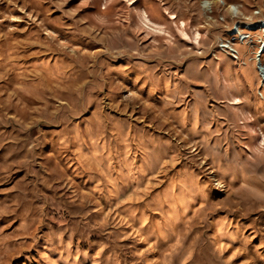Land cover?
I'll return each instance as SVG.
<instances>
[{"label":"rangeland","instance_id":"obj_1","mask_svg":"<svg viewBox=\"0 0 264 264\" xmlns=\"http://www.w3.org/2000/svg\"><path fill=\"white\" fill-rule=\"evenodd\" d=\"M203 1L0 0V264H264V0Z\"/></svg>","mask_w":264,"mask_h":264},{"label":"built area","instance_id":"obj_2","mask_svg":"<svg viewBox=\"0 0 264 264\" xmlns=\"http://www.w3.org/2000/svg\"><path fill=\"white\" fill-rule=\"evenodd\" d=\"M207 8L211 9V3ZM229 12L231 16L234 17H236L239 13L238 9L234 8L231 5H229ZM258 15L259 12L255 10L250 17ZM254 33L258 34V38L254 37ZM231 34L234 41L254 47L258 73L260 75L261 82H264V60H262V58L264 57V18L259 17L255 21L251 19L250 21H245L244 23H237L231 28ZM227 42L228 43L223 41L222 46H226V44H228L227 46L229 47L232 55L237 56V49L233 46H230L231 40Z\"/></svg>","mask_w":264,"mask_h":264},{"label":"bare ground","instance_id":"obj_3","mask_svg":"<svg viewBox=\"0 0 264 264\" xmlns=\"http://www.w3.org/2000/svg\"><path fill=\"white\" fill-rule=\"evenodd\" d=\"M217 1L221 2V0H211V1L205 0V1H203V4H204L203 6L204 7H208L210 5V3H215ZM233 7L236 8V6H233ZM140 16L145 21H147V23H149L151 25H155V23L148 17V15L145 12L141 13ZM171 19H176V15L172 14L171 15ZM184 26H185V22L182 21V22H180V25L178 26V28L181 27V28H179V30L182 33V35H184L187 38H190V36L188 35V33L186 31H184ZM200 38H201V33L199 31H195L193 33V35H192V39L195 40L196 42H198Z\"/></svg>","mask_w":264,"mask_h":264}]
</instances>
